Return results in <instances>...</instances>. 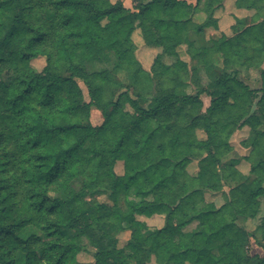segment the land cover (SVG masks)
Instances as JSON below:
<instances>
[{"label": "trees", "instance_id": "obj_1", "mask_svg": "<svg viewBox=\"0 0 264 264\" xmlns=\"http://www.w3.org/2000/svg\"><path fill=\"white\" fill-rule=\"evenodd\" d=\"M242 1L256 20L262 0ZM131 2L0 0V264H264V217L259 238L245 224L264 199V17L249 25L235 18L231 36L196 45L190 32L204 36L224 0ZM196 12L205 13L201 23ZM136 30L161 48L150 71L134 55ZM39 56L41 70L30 62ZM111 59L110 70L89 71ZM199 64L220 71L195 94L179 90L182 74L196 76ZM239 67L255 68L259 84ZM124 71L137 90L132 112L114 79ZM91 106L102 113L99 125ZM243 126L247 174L229 156ZM206 192L224 202L216 206ZM154 214L163 225L151 229L140 216ZM122 230H130L125 246ZM251 238L263 254L250 252ZM90 248L93 260L79 261Z\"/></svg>", "mask_w": 264, "mask_h": 264}, {"label": "rangeland", "instance_id": "obj_2", "mask_svg": "<svg viewBox=\"0 0 264 264\" xmlns=\"http://www.w3.org/2000/svg\"><path fill=\"white\" fill-rule=\"evenodd\" d=\"M111 1L114 2L116 0H111ZM121 1L123 2V4L126 7L133 9L131 0H121ZM187 1L191 2L193 4L195 3V0H187ZM242 3H243L242 8H246L244 6L246 3L243 1H242ZM259 8H260V11H259L260 13L257 15L256 20H253L254 14L253 15L250 14V15H246V16L242 15V17H237V16L231 15L232 18H229L230 16L227 17L228 15H226V17H223V19L221 21V26L218 27L217 20H216L215 25H211V26L205 28L204 36L203 35H197L194 31H191L190 35H189L190 39L194 40L196 45H201L204 43V37L205 38L209 37V35H218V34L223 33L226 36H231L233 34L231 26L235 23V18L243 19L245 25H249V24H252L253 22L260 21L264 17V0H262V2H260ZM217 9H222V11L224 13L227 11V8H226V6H224V4L216 7L215 11ZM246 9H251V8H246ZM215 11H214V13H215ZM214 18L216 19L215 16H214ZM233 18H234V21H233ZM204 19H205V13H203V12H196L195 13L194 21H196L197 23H201ZM102 21H104V20H102ZM222 28H223V30H222ZM213 29L215 31H213ZM132 37H133V40L136 44V49L134 51L135 57L140 62L143 69L150 71L151 65L153 63V59L161 51V48L160 47L146 46L144 44L143 39L141 38L139 30H136ZM183 47L184 46H182L181 51H183ZM182 58L184 60H187V61L189 60V57H187L186 55H183ZM30 62L34 68H36L37 70H41L43 68V66L45 65V58L43 56H39V57L33 58ZM162 62L166 65H171L175 62V58H173L171 56H164ZM113 64H114L113 59L109 60V62H104V63L98 62L97 64L91 66L89 71H94V70L99 71L102 69H109L110 70L112 68ZM192 64H193V62H190V60H189L188 65L191 66ZM262 67L264 68V63H262ZM197 70H198V74L196 76L191 75V72H188L187 74L186 73L182 74L184 79L182 81V86H179V88H178L179 90L181 89V91H183L184 93H187V94H195L197 92L198 86H206L211 81V79L218 73V71H220L218 68H216L214 66H211V65L203 66L202 64L198 65ZM240 72H241V75L243 76V78L246 81H248L250 84H252L251 86L256 87L259 84V74L255 68L246 69L245 67H242V68H240ZM1 79L3 81H6L7 80L6 74H3ZM114 79L116 82L120 83L124 88H126L128 90L127 95L125 97H123V99H122V107L124 110L132 112L133 109L131 107L130 100H131V98L136 97L135 95L137 92V90H135V88L133 87V84H132L133 83L132 75H130L129 73H127L125 71L120 73V74L114 72ZM80 87L82 88L85 99L88 100L89 97H88L86 86L82 82H80ZM202 100H203V104H204L203 105V110H204L205 107L209 104V98L206 96H202ZM102 121H103V116H102L101 111L97 107L91 106V108H90V122L93 125H99L102 123ZM198 134L202 135L201 131H199ZM231 138H232V136H231ZM232 149H233L232 153H230L229 156L236 158V159L238 158L240 161L241 157L238 156V153L236 152V150L234 149L233 146H232ZM196 168H197V162L195 164L194 169H196ZM189 169H192V167H189ZM114 171L118 175L123 174L124 167H123V161L122 160H117L115 162ZM81 185H82V179L80 177H77L72 181V186L75 190H79ZM206 193L207 194L205 196L208 200H212L216 206L221 205L220 204L222 202L221 198H223V197L220 194H213L210 192H206ZM217 195L220 197L215 198L214 196H217ZM100 199L105 200L104 197H100ZM260 202H261V205H260V210L258 212V215L255 218L249 219L245 222L247 229L250 232H253L252 234H254V236L256 238H259V236H260V231L257 229V226L259 225L262 217H264V199L261 198ZM157 215H159V214H157ZM159 216H161V219L163 220V216L162 215H159ZM149 217H151V216H149ZM140 219L144 220L145 223L147 224V226L151 229L160 228L162 226V225L157 226L155 221L148 220L149 219L148 217L140 216ZM159 221H160V219H159ZM239 221H240V223H243L242 219H240ZM194 226H195V223H192L189 227L192 228ZM29 230H35V228L31 227V228H29ZM129 237H130V230H122V231L118 232L117 233L118 245L119 246H125ZM249 250L251 253L263 254V250L261 249V247H259L256 244V242L253 238H251ZM92 253H93V250L91 248L86 252H84V251L80 252L77 255L78 260L82 261V262L92 261L93 260V254ZM147 264H157V263L152 258L150 261H148Z\"/></svg>", "mask_w": 264, "mask_h": 264}, {"label": "crops", "instance_id": "obj_3", "mask_svg": "<svg viewBox=\"0 0 264 264\" xmlns=\"http://www.w3.org/2000/svg\"><path fill=\"white\" fill-rule=\"evenodd\" d=\"M245 1L249 2L251 0H245ZM223 4H224V6H226L227 11L224 13L222 11V9H217L215 11V13H214V16L216 17V20H217L218 27L221 26V21H222L223 17H226V15H228L227 17L230 16L229 18H232L231 15L232 16H237V17H242V15L246 16V15H250V14L251 15L255 14V9H253V8L252 9H246V8H242V7H237L236 6V0H224ZM233 21H234V18H233ZM222 30H223V28H222ZM213 31H215V30L213 29ZM250 85H252V84H250ZM248 133H249V127L248 126H243V127L237 129L234 132V134L232 135V138L230 140V144L234 147V149L238 153V156L241 157L239 163L237 164V168L244 174L248 173L249 167H250L249 162L246 161L243 158L244 156H246L248 154L249 149L243 147L240 144V141L242 139L246 138L248 136ZM199 136L201 137L203 135H199ZM196 162H197L196 160H193V161L190 162V164L188 166L189 172L194 173V172L197 171V168L194 169ZM189 167H192V169H189ZM214 197L218 198L220 196L217 195V196H214ZM221 199H222V202L220 204L223 203V198H221ZM148 218H149L148 220H150V221H152V220L155 221L157 226L163 225V220L161 219V216H159L157 214H154V215H152L151 217H148ZM159 219H160V221H159Z\"/></svg>", "mask_w": 264, "mask_h": 264}]
</instances>
